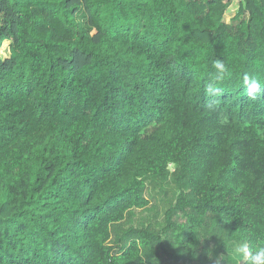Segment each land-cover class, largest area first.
Instances as JSON below:
<instances>
[{
    "label": "trees",
    "instance_id": "obj_1",
    "mask_svg": "<svg viewBox=\"0 0 264 264\" xmlns=\"http://www.w3.org/2000/svg\"><path fill=\"white\" fill-rule=\"evenodd\" d=\"M229 2L0 0V264H246L233 243L264 245V0L228 24ZM216 59L231 74L209 93Z\"/></svg>",
    "mask_w": 264,
    "mask_h": 264
},
{
    "label": "clouds",
    "instance_id": "obj_2",
    "mask_svg": "<svg viewBox=\"0 0 264 264\" xmlns=\"http://www.w3.org/2000/svg\"><path fill=\"white\" fill-rule=\"evenodd\" d=\"M212 68L214 69L212 79L207 85V91L209 93L218 91L215 85L228 78L231 74L228 65L223 59H216L212 63ZM243 84L247 96L251 99H255L261 91L262 86L260 82L249 74H244ZM233 255L245 261L246 264H264V245L258 244L250 247L247 243L234 242Z\"/></svg>",
    "mask_w": 264,
    "mask_h": 264
},
{
    "label": "rangeland",
    "instance_id": "obj_3",
    "mask_svg": "<svg viewBox=\"0 0 264 264\" xmlns=\"http://www.w3.org/2000/svg\"><path fill=\"white\" fill-rule=\"evenodd\" d=\"M242 0H230L228 7L226 8L224 15H223V21L225 23H230L231 19L235 16L236 12L238 11L239 8V4ZM9 42L8 41H4L1 48H0V58L1 59H5L9 56ZM147 193H151L150 191H148ZM153 197L149 196L150 199V205H156L157 206V210L159 211L158 216L162 213V209L164 206V202L166 200V198L164 199L163 195L158 194V191L156 192V194H152ZM171 197V196H170ZM154 211H135V217L134 219H141V218H148L150 220H153V218H155L154 215ZM162 219V215H160L157 220L161 221ZM217 264V263H214Z\"/></svg>",
    "mask_w": 264,
    "mask_h": 264
}]
</instances>
